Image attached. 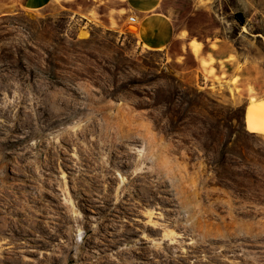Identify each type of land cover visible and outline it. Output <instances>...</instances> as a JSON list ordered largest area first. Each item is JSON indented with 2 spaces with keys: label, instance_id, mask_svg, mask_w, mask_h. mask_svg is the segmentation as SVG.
<instances>
[{
  "label": "rangeland",
  "instance_id": "rangeland-1",
  "mask_svg": "<svg viewBox=\"0 0 264 264\" xmlns=\"http://www.w3.org/2000/svg\"><path fill=\"white\" fill-rule=\"evenodd\" d=\"M141 2L0 0V264H264V117L142 47ZM155 12L264 63V0Z\"/></svg>",
  "mask_w": 264,
  "mask_h": 264
},
{
  "label": "crops",
  "instance_id": "crops-1",
  "mask_svg": "<svg viewBox=\"0 0 264 264\" xmlns=\"http://www.w3.org/2000/svg\"><path fill=\"white\" fill-rule=\"evenodd\" d=\"M19 1L26 8L38 10L54 0ZM126 1L131 3L133 0ZM140 5L141 11L147 12L141 25L145 30L141 40L142 47L169 51L175 41H181V58H187L186 54L190 52L195 59L194 66L185 70L184 73L194 76L197 84H200L202 80V83L220 82L231 85L235 91V99L243 98L247 101L245 120L247 110L253 101L264 103V63L259 57H253L250 51L243 50L244 47L238 44L239 38L214 36L203 40L197 36H191L189 31H186L187 37L185 31L182 30L172 39L173 31L168 18L155 12L160 5V0H142Z\"/></svg>",
  "mask_w": 264,
  "mask_h": 264
},
{
  "label": "bare ground",
  "instance_id": "bare-ground-1",
  "mask_svg": "<svg viewBox=\"0 0 264 264\" xmlns=\"http://www.w3.org/2000/svg\"><path fill=\"white\" fill-rule=\"evenodd\" d=\"M252 108H253V111L256 112L258 115L260 116H263L264 117V103L263 102H260L258 103L257 101H253L252 103ZM62 178L67 182L68 180V177H67V174L65 172H63L62 174ZM153 213L154 212H149L148 213V216H153ZM78 216H81V214H78ZM150 225L154 226L156 223H154L152 220H149L148 222ZM169 235H174V233H170ZM167 235V236H169ZM147 239L149 241H152L150 238L147 237Z\"/></svg>",
  "mask_w": 264,
  "mask_h": 264
},
{
  "label": "built area",
  "instance_id": "built-area-1",
  "mask_svg": "<svg viewBox=\"0 0 264 264\" xmlns=\"http://www.w3.org/2000/svg\"><path fill=\"white\" fill-rule=\"evenodd\" d=\"M130 22H131L132 24H137V22H138L137 17H131V18H130Z\"/></svg>",
  "mask_w": 264,
  "mask_h": 264
},
{
  "label": "trees",
  "instance_id": "trees-1",
  "mask_svg": "<svg viewBox=\"0 0 264 264\" xmlns=\"http://www.w3.org/2000/svg\"><path fill=\"white\" fill-rule=\"evenodd\" d=\"M241 23H243V22H241ZM243 25V24H242Z\"/></svg>",
  "mask_w": 264,
  "mask_h": 264
}]
</instances>
